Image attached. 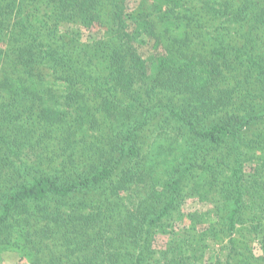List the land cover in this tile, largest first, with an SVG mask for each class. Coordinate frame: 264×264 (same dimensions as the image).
Masks as SVG:
<instances>
[{
    "label": "trees",
    "instance_id": "obj_1",
    "mask_svg": "<svg viewBox=\"0 0 264 264\" xmlns=\"http://www.w3.org/2000/svg\"><path fill=\"white\" fill-rule=\"evenodd\" d=\"M8 250L264 264V0H0Z\"/></svg>",
    "mask_w": 264,
    "mask_h": 264
},
{
    "label": "rangeland",
    "instance_id": "obj_2",
    "mask_svg": "<svg viewBox=\"0 0 264 264\" xmlns=\"http://www.w3.org/2000/svg\"><path fill=\"white\" fill-rule=\"evenodd\" d=\"M46 87H47L46 84L45 85L42 84L39 86L38 90L43 91L46 89ZM41 91H40V94H45L44 96H48L50 94L49 96L53 98L52 100L54 101V103L50 104L51 106H53L55 108L63 109L62 97H61V95H63V90L59 84L54 85V88L51 89L50 93H47V91H43V92H41ZM51 92H52V94H51ZM59 99H60V102H57ZM5 100L10 101L7 98ZM47 100H49V98H47ZM5 110L8 111L6 107H5ZM198 207H199L198 202L190 199V200L186 201L185 206H184V211L185 212H191V211L197 209ZM183 232L184 231L182 229H179V231H178L179 235L178 236H181L183 234ZM160 240L161 241H159V242H160V244H162V242H165L167 240V237L162 236ZM208 248H209L208 250L210 252L216 253L220 248V243L210 242V243H208ZM0 264H29V263L22 261L20 258V255L17 252L8 250V251H4V252L0 253Z\"/></svg>",
    "mask_w": 264,
    "mask_h": 264
}]
</instances>
